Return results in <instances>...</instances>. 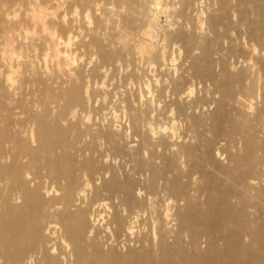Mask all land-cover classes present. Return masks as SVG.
Here are the masks:
<instances>
[{
	"label": "bare ground",
	"instance_id": "bare-ground-1",
	"mask_svg": "<svg viewBox=\"0 0 264 264\" xmlns=\"http://www.w3.org/2000/svg\"><path fill=\"white\" fill-rule=\"evenodd\" d=\"M54 1L56 0H0V37L3 40L1 51L4 47L8 52L13 43H18L19 40H26L18 45L21 50L27 49V43L32 41L29 34L34 35L37 32L35 27L30 30L25 28V17L30 15L34 19L43 18L48 14L46 12L49 11V4L53 5ZM115 1L120 0L112 2L115 4ZM129 1L131 7L128 10L122 8L120 11V7L113 4L115 10L111 9L110 13L121 15L126 24L132 25L141 17V13L134 0ZM241 1L239 0L240 4L236 8L245 12V6L239 9L242 7ZM75 2L80 6H87L94 0ZM224 4L225 2L223 7ZM32 8L36 10L31 11ZM249 9L256 13L254 22L258 27L253 30L255 35L250 37L257 54L250 59L253 66L259 67L260 79L264 77V48L258 50L256 47L264 38V0H250ZM221 10L225 12L224 8ZM151 19L149 23H153ZM247 21L245 16L243 21L235 22L239 28L243 27V31L238 30V34L244 40L249 37L247 35L250 26H247ZM228 22L222 23L223 28H231V22ZM232 28L235 26L232 25ZM41 32L50 35L54 31L52 32L50 23L46 21ZM70 40L71 38L68 42ZM216 40H220L219 36L215 42ZM23 44L24 47L21 46ZM93 44L91 46L96 45L103 59H111L112 56L103 48L101 42L95 40ZM200 48L203 54L209 50L206 45H201ZM234 53L230 55L235 59ZM221 54L223 56L224 53ZM243 56L241 61L236 59L238 62L235 64H241V67L238 65L240 70L235 75L220 77L225 85L221 84L218 76L209 77V80L217 83L215 90L221 95V100L230 103L232 107V112L227 116V125L212 127L215 139L221 140L225 137L228 143L220 146V142L207 141L201 150L202 156H205L203 158L199 153H193L192 146L186 145L187 143L171 144L176 147V152L171 153L170 150L173 159L170 158L164 170L155 167L153 163H148L147 166L139 164L136 168L135 164V175H126L124 181L117 180V174L111 166L99 163V160L104 161V158L110 156L98 153L91 138L87 143H83L79 136L69 139L71 133L68 132L72 128L70 124L68 128L57 117H52L53 111L48 107L56 98L63 100L66 97L62 111L56 113L58 116L64 115L74 105L72 102L82 101L79 84L74 85L69 94L55 91L52 97L54 100H45L42 104V108H46L44 111L33 109L29 112L27 119L32 121V128L30 133H21L23 130L21 131L20 122L17 118H12L11 112L12 105L16 103L11 96L17 92L13 95L10 92L16 86H13L14 77L22 63L18 58L8 61L7 74L0 69V123L1 110L9 114L4 116L5 127L0 126V264H190L189 252L184 250L182 239L178 237V226L181 231L188 229L190 236L198 228L199 235L191 243L200 256L199 264H264V208L258 202L264 201V185H254L256 181L257 184L264 183V172L261 168L264 166V137H260V130L254 124L262 119L264 121V95L249 96L246 91L250 89L245 88L242 83L238 84L237 80L247 78L245 68L250 67L243 64ZM27 66L28 64L24 65L25 70H29ZM235 81V87L230 89ZM256 102L260 104L259 108L255 107L258 109L254 115H249L247 110L254 109ZM242 106L246 107L248 114L242 110ZM178 109L181 115L192 119L191 127L196 126L198 117L190 115L183 105ZM70 110L69 114L74 119L75 111ZM27 112L24 114H28ZM221 120H225V116L218 119ZM200 121L197 122L201 123ZM107 140L113 157L118 156L121 150L117 141L109 135ZM240 142L242 150L239 151L242 153L236 151V154H229L235 144ZM227 155L230 160L225 162ZM94 157L98 159V165L91 159ZM165 157L159 154L155 156L157 160ZM190 160L194 163L188 165L186 162ZM217 160L223 161V164ZM184 162L186 166L184 165L185 171L182 175L179 168H183L181 164ZM196 174L197 182L202 185H197L194 191L205 198L201 203L193 195L191 185H188L189 181L192 184ZM108 176L109 180H104ZM228 176L233 181L232 186H239L238 189L221 185ZM233 198H238L237 203H233ZM251 210H255L256 217H253ZM187 215H191V221H187ZM254 225L257 229L253 228ZM148 226H151L147 230L148 234L143 233L142 230ZM200 239L206 244L204 249H199L202 241ZM218 239L224 243L222 246L216 244ZM169 240L172 242L168 243ZM223 248H227L226 254ZM174 257H180L179 261L173 262Z\"/></svg>",
	"mask_w": 264,
	"mask_h": 264
},
{
	"label": "rangeland",
	"instance_id": "rangeland-1",
	"mask_svg": "<svg viewBox=\"0 0 264 264\" xmlns=\"http://www.w3.org/2000/svg\"><path fill=\"white\" fill-rule=\"evenodd\" d=\"M75 1H54L53 5L49 4V11L46 12L48 14L43 18L34 19L30 15L26 16L25 28L30 30L35 27V32H37L34 35L29 34L32 41L27 43V46L29 45L27 49H20L18 44L26 42V40H19L18 43H13L8 52L4 47L1 51L3 40L0 37L1 72L4 70L3 73L7 74L8 61L18 58L21 59L22 63L14 77L13 86H16L10 92L12 95L17 92L11 96L16 101L11 107V112L12 118H17V121L20 122L21 131L23 130L21 133H30L29 130L32 128V121L28 120L29 116H27L29 112H32L33 109H35L34 111L41 109L44 111L46 108H42V104L45 100L52 102L55 91L60 90L64 94H69L73 86L79 84L82 101L72 102L74 105L70 108L75 111L74 119L69 114L70 109L64 115L58 116L56 114L62 111L66 97L63 99L64 101L56 98L49 105L48 108L53 111L52 117H57L58 121L68 128L70 124L72 128L68 132L71 133L69 139L79 136V139H83V141L81 140L83 143H87L91 138L98 153L110 156L104 158V161L99 160V163L104 166H111L117 174V180L124 181L127 176L133 177L135 175L133 172L135 164L136 168L139 164L153 163L155 167L164 170L166 164L173 159L171 153L176 152V147L171 144L184 145L187 143L186 145L192 146L193 153H199L202 156L201 150L207 141L220 142V146L228 143V139L225 137L216 140L212 127L227 125V116L232 112V107L230 103L221 100V95L215 90L217 83L209 80V77L218 76L222 80L220 78L222 75L224 77L235 75L241 67V64H238L240 67L235 64L238 62L237 58L241 61L245 54L243 64L247 67L250 65L249 69L245 68L247 78L242 81L237 80L238 84L242 83L245 88L250 89V91H246L249 96L264 95V77L259 79V67L253 66L250 59L256 57L257 54L250 37L255 35L253 30L258 28L254 22L256 13L252 9L248 10L250 0L248 3L242 0V7H239L240 9L245 6L247 14L237 10L236 7L240 4L239 0H134L135 6L138 10L140 9L141 17L132 25L126 24L121 15L110 13L111 9H114V5L120 7L118 8L120 11L122 8L128 10L131 7L129 0L115 1V4L112 2L113 0H94L87 6H80ZM224 2L225 6L223 7ZM222 7L225 12H222ZM34 10L36 8L31 9V11ZM242 12L245 13L248 20L247 26H250L247 35L249 37H246L248 39L245 38V40L240 38L238 34L239 31H243V27L239 28L238 24L235 23L236 21H243L245 18ZM150 19L153 20V23H149ZM46 21L50 23L52 32L54 31L53 34L41 32ZM224 21L231 22L229 24L231 30L223 28L222 23ZM248 23L250 24L248 25ZM232 25L235 26V30ZM217 36L220 40H216V43ZM92 37L94 39H91ZM70 38L71 40L68 42ZM95 40L101 42L103 48L112 56L110 60L103 59L101 53L97 51L96 45L91 46L94 45ZM236 40L239 42L236 43ZM232 41L235 43H231ZM201 45L203 47L206 45L209 48L207 53L203 54ZM260 45L256 47L258 50L264 48V38L261 39ZM21 46L24 47V44ZM217 53L218 55H216ZM221 53H224L223 56ZM230 53L235 54H233L235 59ZM247 53L249 56H246ZM26 64H28L29 70H25L24 65ZM202 70H205L206 73H203ZM3 73L1 76L4 75ZM221 80L219 81L222 84L223 80ZM178 81L180 82L178 83ZM177 83L178 86L176 87ZM235 83L236 81L231 84L230 89L235 87ZM177 94H180V97ZM29 100L33 101L29 102ZM182 105L190 115L198 117L197 121L201 120V123L196 121V126L191 127L192 119L179 113L178 108ZM259 105L256 102L252 110H247L245 106H242V110L245 113L248 111L249 115H254ZM250 111H254L253 114ZM25 112L28 114H24ZM224 113L225 115H223ZM7 115H9L7 111L1 110V127H5L6 118L4 116L7 117ZM224 116L225 120L218 121ZM254 124L260 130V137H264L263 119ZM107 135L113 137L118 143L121 151L116 156L117 158L112 155ZM241 144V142L235 144L234 150L231 149L229 154H236V151L242 153L239 151L242 150ZM158 154L166 157L163 160H157L155 156ZM203 157L205 156L203 155L201 158ZM228 158L227 155L225 162ZM91 159L96 162L95 165H98L96 157ZM177 161L178 164L181 163L179 159ZM186 163L190 165L194 162L190 160ZM181 165L183 168H179V172L183 175L185 162ZM261 168L264 172V166ZM197 177L196 174L192 179V184L189 181L188 185H191L193 195L201 203L205 198L198 196L194 191L197 185H202V183L197 182ZM104 180H109V176ZM255 183L257 184V181ZM232 184L233 181L230 176L221 183L225 187L232 186ZM256 184L254 185L257 187L264 185L260 182ZM232 187L238 189L239 186ZM232 201L237 203L238 198H233ZM258 202H261V206L264 208V201ZM251 214L256 217L257 213L255 210H251ZM185 218L187 221L192 220L191 215H187ZM150 227H145L142 232L148 234ZM253 228L257 229V226L254 225ZM178 231H180L178 237L182 239V247L189 252L190 264H199L200 256L196 247L191 243L192 239L199 235L198 228L192 232L191 236L188 229L181 231L178 226ZM171 242L172 240L168 241V243ZM216 244L222 246L224 243L218 239ZM205 245L202 240L199 249L200 247L204 249ZM223 249L225 250L224 254H226L227 248ZM194 251L196 253H192ZM179 258L174 257L173 262H178ZM208 260L212 262V259Z\"/></svg>",
	"mask_w": 264,
	"mask_h": 264
},
{
	"label": "clouds",
	"instance_id": "clouds-1",
	"mask_svg": "<svg viewBox=\"0 0 264 264\" xmlns=\"http://www.w3.org/2000/svg\"><path fill=\"white\" fill-rule=\"evenodd\" d=\"M17 16H18V13H17ZM10 19L12 18V17H9Z\"/></svg>",
	"mask_w": 264,
	"mask_h": 264
}]
</instances>
